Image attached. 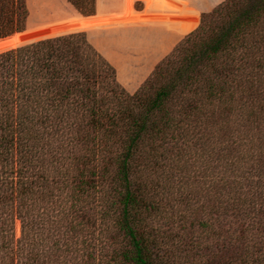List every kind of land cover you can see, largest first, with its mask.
I'll return each mask as SVG.
<instances>
[{
  "label": "trees",
  "instance_id": "trees-1",
  "mask_svg": "<svg viewBox=\"0 0 264 264\" xmlns=\"http://www.w3.org/2000/svg\"><path fill=\"white\" fill-rule=\"evenodd\" d=\"M63 1L0 0V264H264V0Z\"/></svg>",
  "mask_w": 264,
  "mask_h": 264
},
{
  "label": "rangeland",
  "instance_id": "rangeland-1",
  "mask_svg": "<svg viewBox=\"0 0 264 264\" xmlns=\"http://www.w3.org/2000/svg\"><path fill=\"white\" fill-rule=\"evenodd\" d=\"M198 0H190V2L195 3ZM222 1L218 0L217 2ZM211 0H201V10L211 9L215 2ZM58 4L63 5L65 8L68 6L63 0H28V6L31 10V23L32 25H42L43 22H40L39 17L41 11L47 7H57ZM104 11L108 16L118 17L121 19L117 12H120L119 9L112 7L111 1L105 2ZM114 8V9H113ZM115 11H117L115 13ZM128 31V30H127ZM153 35L143 34V33H132L126 32L125 34L119 33L117 30H111L104 33V31H95L88 34L90 42L94 47L103 54L115 67L118 66L124 75H129L130 71L134 72L130 77L132 84L138 82L142 78L149 75L153 67L157 64L158 58L165 56L155 54L160 51L158 43L160 42L154 40ZM153 58L154 63H147L146 59ZM135 60H138L137 62ZM132 73V72H131ZM135 77V78H133ZM133 79H136L134 81ZM21 226L20 222H15V236L18 238L20 236Z\"/></svg>",
  "mask_w": 264,
  "mask_h": 264
}]
</instances>
